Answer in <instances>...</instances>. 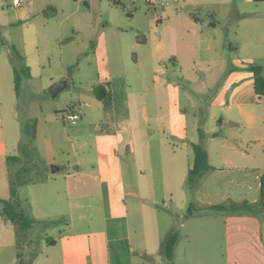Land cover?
Here are the masks:
<instances>
[{"label": "crops", "instance_id": "1", "mask_svg": "<svg viewBox=\"0 0 264 264\" xmlns=\"http://www.w3.org/2000/svg\"><path fill=\"white\" fill-rule=\"evenodd\" d=\"M246 1H252L253 9L248 14L255 16L254 20L250 18L251 28H255V23L260 22L257 7L264 2ZM169 7L171 4L145 15V24L134 25L131 21V32L120 31L113 42L108 40L105 29L98 33L91 47L96 61L94 100L82 105L80 101L69 104V108L74 106L81 111L80 119L70 128L71 163L66 158L65 171L56 177L52 174L60 171V165L45 163L41 168L44 179L26 185L29 191L20 199L34 224L25 234L21 249L16 246L14 226L0 217L2 264L19 261L22 264H134L135 256L141 253L132 246L124 159L135 155L136 144L143 146L145 126L150 119L174 135V145L177 141L182 146L202 142L206 150L212 169L204 173L192 192L183 194L181 184L193 157L177 177L180 201H189L191 207L197 208V215L231 198L249 203L260 200V178L264 174V95L258 99L253 73L247 67L256 64L260 52L263 54L264 41L245 37L248 40L234 47L228 30L218 40H213L210 34L204 36L206 29H216L214 19L232 14L228 0L212 3L185 0L180 9ZM234 11L241 20L244 13ZM166 61L177 66V74L186 80L190 72L202 75L203 82L211 72L224 73L222 84L209 104V121L215 124L208 132L197 124L198 141L186 134L181 114L182 95L195 107L193 94L180 91L179 86L164 79L168 70ZM29 69L32 76L30 64ZM54 80L48 78L47 84ZM96 85L105 93L101 99L94 95ZM163 94L165 99L161 100ZM149 111L153 118L147 116ZM165 112L168 117L161 118L159 114ZM133 113L140 114L139 126L134 123ZM202 118H198L199 123ZM34 130L33 138H36V126ZM218 130L220 134L213 136ZM17 145L20 146V141ZM63 148L59 144V150ZM10 157L13 156L6 155L0 131L2 199L10 196ZM51 165L58 169L51 172ZM192 216V213L188 215ZM261 216L231 213L227 217L224 235L230 243L220 252L232 258L226 264H237L243 256L264 257V214ZM177 235L178 241L180 232ZM245 264L251 263L246 260Z\"/></svg>", "mask_w": 264, "mask_h": 264}, {"label": "rangeland", "instance_id": "2", "mask_svg": "<svg viewBox=\"0 0 264 264\" xmlns=\"http://www.w3.org/2000/svg\"><path fill=\"white\" fill-rule=\"evenodd\" d=\"M12 1L0 0V131L4 150L7 156L19 157L17 162L9 161L8 164L12 172L22 170L21 178L35 177L48 162L60 165V171L52 174L56 177L65 171L66 158L71 163L73 153L68 147L70 128L74 126L66 119L69 104L80 101L82 105L94 100L92 86L95 84L96 61L91 55V47L98 33L105 29L108 40L113 42L120 31L129 34L133 23L145 24L144 16L162 10L161 3L180 9L185 0H158L155 10L149 8L145 0L133 3L127 0H29L20 6ZM191 1L212 3L218 0ZM228 2L232 5V14L214 19L216 29H206L204 36L210 34L213 40H218L228 30L234 47L248 40L245 37L254 36L264 41V3L257 7L260 22L251 28L250 18H255L248 14L253 9L252 1ZM234 10L244 13L241 20L236 18ZM233 31H237V36ZM13 49L19 53L22 62L33 69L31 78L23 80L19 96L13 85L12 67L16 62ZM255 63L264 66V51L258 54ZM166 65L168 70L164 79L179 86L180 91L193 94L195 107H191L182 95L181 114L184 115L186 134L198 141L197 124L206 132L215 124L209 121V104L222 84L224 73L211 72L208 80L203 82L202 75L190 72L189 80H186L177 74V66H172L169 61ZM50 77L56 79L54 82H64L55 97L48 92L54 83L47 84ZM164 99L165 94L161 97ZM79 113L81 117L80 110ZM159 115L168 117L166 112ZM147 116L153 118L154 114L149 111ZM200 117H203L202 123L198 122ZM133 119L139 126L140 114L133 113ZM32 122L37 129L36 138H33ZM144 132V144H136L135 157L124 159L132 246L141 253L135 256L134 264H169L164 241L171 232L181 234L175 246L173 264H226L232 258L220 252L230 243L225 241L224 224L229 221L227 217L231 212L204 210L197 215V208L191 207L193 216L188 217L189 201H180L177 177L192 159V147L182 146L177 140L174 145V135L152 119ZM19 141L20 146L17 145ZM210 143L208 141V145ZM59 144L64 145L63 150H59ZM35 163L37 167L33 166ZM28 184L18 186L19 197L27 194ZM181 190L183 194L189 191L186 179ZM258 201L254 202L257 208L248 215L262 217L264 209ZM225 203L239 201L231 198ZM182 222L183 226L180 225ZM246 260L251 264H264L263 256H243L238 258V263L245 264Z\"/></svg>", "mask_w": 264, "mask_h": 264}, {"label": "trees", "instance_id": "3", "mask_svg": "<svg viewBox=\"0 0 264 264\" xmlns=\"http://www.w3.org/2000/svg\"><path fill=\"white\" fill-rule=\"evenodd\" d=\"M116 1V0H115ZM256 2H264V0H255ZM117 2V1H116ZM120 2V1H118ZM123 5V3H121ZM128 14V13H127ZM128 17H130L128 15ZM13 55L16 58V62L12 67L13 74V85L16 96H19L23 80L29 79L31 77L29 66L22 62L21 56L19 53L13 49ZM253 73V85L254 92L256 93L258 99L264 95V71L263 66L259 64H252L247 67ZM94 95L101 99L104 97L105 93L102 88L98 85L93 87ZM32 127L35 129V123L32 122ZM200 138L204 137L201 129L198 130ZM34 133V132H33ZM220 134V131L213 133V136ZM193 150V163L192 166L187 171L186 185L190 192H192L198 184L199 179L206 173L211 170L212 167L208 163V157L206 150L202 142L192 143ZM23 148V147H22ZM24 149V148H23ZM19 160L18 156H13L9 158V161L17 162ZM34 167H37L33 164ZM22 170L17 172L9 171L8 174V183L10 196L6 199L0 198V217L9 221L15 229V238L17 249L21 247L25 239V234L32 228L34 220L28 215L26 210L23 207L22 200L18 196L17 188L23 183H34L42 181L44 179V173L39 172L35 177L29 179L21 178ZM258 205L264 209V174L260 178V200ZM257 205L254 203H249L247 201H242L239 203H220L211 205L205 208L206 211H230L231 213H250L253 211ZM191 204L188 207V214H191ZM177 232H171L167 235L164 241V253L169 262L173 264L174 259V248L177 242ZM18 258L21 257L20 253H17ZM18 264H22L21 261Z\"/></svg>", "mask_w": 264, "mask_h": 264}, {"label": "built area", "instance_id": "4", "mask_svg": "<svg viewBox=\"0 0 264 264\" xmlns=\"http://www.w3.org/2000/svg\"><path fill=\"white\" fill-rule=\"evenodd\" d=\"M29 0H13L12 3L16 6L22 5L24 2H28ZM116 1H122V0H116ZM129 2H134L135 0H127ZM148 3L149 8H152L155 10L156 6L158 5V0H145ZM161 6H165L163 3H161ZM66 119L71 123L75 124L80 119V113L79 110L76 107H70L67 112Z\"/></svg>", "mask_w": 264, "mask_h": 264}, {"label": "water", "instance_id": "5", "mask_svg": "<svg viewBox=\"0 0 264 264\" xmlns=\"http://www.w3.org/2000/svg\"><path fill=\"white\" fill-rule=\"evenodd\" d=\"M63 85H64V82H62V81H57V82L52 83L48 88V92H49L50 96L55 97L58 94V92L62 89ZM57 169L58 168L54 165L50 166L51 172H54Z\"/></svg>", "mask_w": 264, "mask_h": 264}]
</instances>
